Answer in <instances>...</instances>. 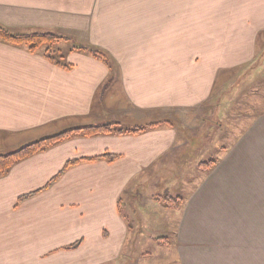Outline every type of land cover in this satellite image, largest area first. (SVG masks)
<instances>
[{"label":"crops","instance_id":"crops-1","mask_svg":"<svg viewBox=\"0 0 264 264\" xmlns=\"http://www.w3.org/2000/svg\"><path fill=\"white\" fill-rule=\"evenodd\" d=\"M0 25L71 42L64 65L43 46L0 41V155L68 128L158 123L139 133L74 134L0 173V264H126L136 233L155 226L175 235L178 264H264L254 185L264 180V113L217 149L211 168L198 167L193 185L175 180L179 207L133 192L173 162L182 180L205 163L211 147L201 150L195 131L182 134L172 120L263 56L264 0H0ZM70 160L80 162L45 188ZM127 195L133 208L142 199L154 205L139 214L148 231L122 213Z\"/></svg>","mask_w":264,"mask_h":264},{"label":"rangeland","instance_id":"rangeland-1","mask_svg":"<svg viewBox=\"0 0 264 264\" xmlns=\"http://www.w3.org/2000/svg\"><path fill=\"white\" fill-rule=\"evenodd\" d=\"M46 48L47 45H43L42 49L45 50ZM51 48L57 52L60 59L66 60L67 53L71 49V42L62 40ZM262 54L263 56H259L255 63L233 74L230 81H227L225 88L217 86L211 98L205 104L189 113H182V117H178L179 120H172V122L180 124L182 134H189L190 130L195 131L191 137L194 143H200L201 150L204 147H211L200 158V162L210 163L214 160L217 149L236 139L237 135L246 128L253 118L264 113V50ZM193 155L196 156V154ZM170 167L166 173L162 170V175L158 178L159 181L156 180L158 181L156 184L153 180V184L149 187L137 185L133 192L137 195L142 193V195L147 196L152 204L155 202L154 199L164 205L166 198H180L178 194L181 192L180 186H175L177 189L174 190L172 184L175 180H179L187 189L188 185H193L198 180V167L200 169V166H195V168L185 172L184 178L186 180H182L183 177L179 174L182 169L181 164L175 167L173 162ZM254 185L255 193L262 199L259 200L258 205L262 202L264 208V180H254ZM150 187L152 189L158 187V191L151 194ZM231 187L237 186L232 185ZM170 191L174 193L172 194ZM182 194L185 195L186 193L182 192ZM127 198L128 195L125 197L123 204L121 203L122 213L133 224H137L140 231H148L150 227H145L144 218L140 217L139 214H144V211H146L145 215L155 212L154 205L144 204V199H142L139 202L136 201L133 208V204ZM158 214V212L155 213V215ZM158 229V226H155L154 230L150 228V232L136 233L134 250L131 246L133 242L125 248L126 264H178L175 235L166 229H162V231ZM226 250V248H223L221 252L224 253ZM239 253L240 256L244 255L242 250ZM262 255L264 257V250Z\"/></svg>","mask_w":264,"mask_h":264},{"label":"trees","instance_id":"trees-1","mask_svg":"<svg viewBox=\"0 0 264 264\" xmlns=\"http://www.w3.org/2000/svg\"><path fill=\"white\" fill-rule=\"evenodd\" d=\"M64 39L63 36L54 34V33H49V32H44V33H12L9 30H7L5 27L0 25V41L7 42V43H12L16 45H27L31 51H36L43 45H47V50H46V56L53 62H56L58 64L62 63V60H60L59 56L57 55L56 51L52 50V46L57 43L58 41ZM75 49H82L84 51H87L91 55H93L96 58L101 59L102 61L106 62L107 64L110 63L109 57L104 54L102 51L95 49L91 46H84V45H79ZM65 65V64H64ZM69 67V66H67ZM170 123V122H167ZM171 124V123H170ZM120 123L115 122L111 124H103V125H93V126H84V127H74V128H68L66 130L61 131L60 133H57L55 135H51L42 139H39L37 141L25 144L18 149L8 152L6 154L0 155V173L1 174H6L10 170V168L16 164L17 162L35 154L41 151H44L51 147L52 145L71 137L74 134H83V135H97L101 133H139L141 131H145L148 128H153L158 125V123H151L145 126L141 127H136V128H128V129H123L119 128ZM104 157L108 158L109 160H113L114 156L111 155H104ZM80 162V160H70L68 161L64 168L58 173V175L51 180L46 186L50 187L54 182H56L70 167L77 165ZM215 161H212L210 163L205 162L200 164V168L207 170L211 168L214 165ZM43 189V188H42ZM42 189L37 190L36 192L24 195L19 198L18 202H22L23 200L34 196L35 194L39 193ZM183 201V198H176V199H165L164 200V206L166 207H178L179 202ZM80 243V242H79ZM77 244H74L70 247H74Z\"/></svg>","mask_w":264,"mask_h":264}]
</instances>
